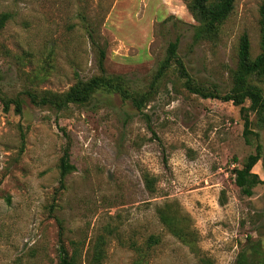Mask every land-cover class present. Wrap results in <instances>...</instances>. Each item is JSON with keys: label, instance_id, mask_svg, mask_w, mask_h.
<instances>
[{"label": "rangeland", "instance_id": "374dc122", "mask_svg": "<svg viewBox=\"0 0 264 264\" xmlns=\"http://www.w3.org/2000/svg\"><path fill=\"white\" fill-rule=\"evenodd\" d=\"M261 3L235 0L217 39L192 44L183 0H0V90L23 101L21 113L0 102V264H58L60 243L87 264L98 237L102 264H234L251 242L264 251V183L244 195L232 172L259 143L252 172L264 180V125L249 113L247 142L239 107L189 92L175 64L150 86L177 40L194 82L228 91L239 36L252 57L260 50ZM100 50L106 74L149 92L141 111L115 92L58 111L25 95L98 75ZM64 153L74 169L61 183ZM165 202L190 243L159 221ZM150 236L159 242L147 247Z\"/></svg>", "mask_w": 264, "mask_h": 264}, {"label": "trees", "instance_id": "16d2710c", "mask_svg": "<svg viewBox=\"0 0 264 264\" xmlns=\"http://www.w3.org/2000/svg\"><path fill=\"white\" fill-rule=\"evenodd\" d=\"M187 11L190 13L196 24L193 25L192 44L200 41H214L218 37L219 28L232 12L235 0H183ZM259 11V52L252 57L250 50V41L247 33H242L238 38L236 50V65L231 71V86L228 91L222 93L214 88H207L195 83L190 74L186 71L182 60L178 57V41L169 42L165 57L160 61L159 66L153 76L150 84L152 86L155 80L161 78L166 70L172 65L177 66L180 77L183 79L184 87L191 93L202 98H215L222 101H230L233 105L239 107L240 114L244 123V135L248 142V134L252 133L249 119V113L255 114L256 125H264V93L260 86L264 78V3H261ZM8 14H0V29L3 27ZM104 50L99 51L98 68L100 73L87 80L78 79L66 91L54 93L49 91L34 92L26 91L25 95L29 101L37 106H49L55 110H63L70 104H85L97 91L115 92L123 100H129L133 107L138 111L148 101V93H135L128 89L126 79L121 75H108L105 73L103 60ZM248 101L246 106L244 103ZM0 102L3 111H7L13 105L16 113L22 112L23 101L16 96H7L0 90ZM261 156V145L258 143L255 152L250 153L242 163L241 167H234V183L240 191L247 196H251L253 188L258 184L264 183L259 175L252 172L253 166L258 162ZM60 182L64 177L74 169L69 163L68 155L64 153L60 159ZM144 187L148 193L154 194L155 178L148 173L143 174ZM159 221L166 229L178 239L185 243H190L187 239L185 229L182 226L181 218L177 211L173 209L171 203H164L157 208ZM158 236H150L147 240V247L157 244ZM105 239L98 237L87 258V264H102L105 255ZM76 250L71 254L63 244L58 246V264H76ZM251 262V263H250ZM234 264H264V251L257 242H251L248 248L243 249L235 260Z\"/></svg>", "mask_w": 264, "mask_h": 264}]
</instances>
